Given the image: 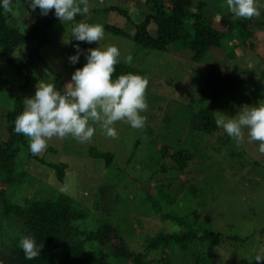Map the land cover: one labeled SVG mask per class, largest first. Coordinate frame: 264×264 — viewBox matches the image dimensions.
Masks as SVG:
<instances>
[{"label": "rangeland", "instance_id": "rangeland-1", "mask_svg": "<svg viewBox=\"0 0 264 264\" xmlns=\"http://www.w3.org/2000/svg\"><path fill=\"white\" fill-rule=\"evenodd\" d=\"M28 1L17 0L14 9L19 16L10 14L9 18V24L22 34L27 30L26 22L31 23L33 16L41 15L39 8L32 11L29 5L25 6ZM203 1L211 7L216 3V0ZM219 1L224 11L221 13L229 12L226 0ZM260 3L264 4V0ZM88 4L89 14L77 16L76 21L114 26L128 32L148 13L144 3L138 0H88ZM112 6L125 10L128 19L116 12H106ZM263 12L261 8L260 15ZM215 16L217 20L220 17ZM250 21L252 25L263 24L262 30L254 29L250 39L253 48L246 51L236 36L229 35L222 41L223 48L210 50L199 65L188 62L189 55L183 51L176 53L173 48L165 54L147 50L105 29L104 38L99 42H82L93 48L117 46L121 53L119 60L123 63L125 57L131 55L132 61L127 65L149 81L148 110L142 113L147 123L137 130L127 123L117 122L115 139L108 138L98 124L93 125L96 132L90 142L54 137L48 141V147L36 155L46 165L30 158L28 151L18 150V170L26 177L21 185L8 192L10 202L23 207L33 199L49 198L57 192L67 195L86 213L81 228L89 231L102 222L117 225L118 236L134 253L144 254L148 240L158 234L182 235L192 228L196 237L185 250L172 246L171 264H199L197 259L204 264H264V261L254 260L264 249V154L258 151V142L248 143L245 138L244 144L237 146L220 127L212 134L192 132L189 128V120L198 110H209L217 120L222 115L235 116L243 105L264 101V17ZM74 23L64 24L55 18L49 31L51 42L40 50L46 65L35 67V79L28 85L26 97L34 96L35 85L41 80L55 84L62 91L75 69L86 63V51L76 64L68 59L76 54V40L71 37ZM148 29L152 33L154 26ZM34 47V43L25 42L15 50L13 57H25ZM210 66L241 75L245 85L239 92L223 94L215 100L200 97L198 93ZM0 74L7 88L0 91V141H6L3 114L12 110L24 79L2 63ZM172 146L193 154L185 173L178 171L170 159L157 154H172ZM89 148L111 154L109 166L93 158ZM47 164L67 166L62 182ZM0 185L4 189L3 184ZM160 188L167 190L173 199L170 207H163V213H175L182 219V225L163 221L150 208L146 197L155 196ZM0 228L15 236L9 244L16 248L18 237L22 235L20 225L5 221ZM204 232L208 236L218 235L217 240L209 237L200 241ZM108 237V247H120L116 236L109 234ZM95 251L106 254L107 250L102 247ZM147 256L151 263L159 259L158 253H147ZM118 264L131 263L120 260Z\"/></svg>", "mask_w": 264, "mask_h": 264}, {"label": "trees", "instance_id": "trees-1", "mask_svg": "<svg viewBox=\"0 0 264 264\" xmlns=\"http://www.w3.org/2000/svg\"><path fill=\"white\" fill-rule=\"evenodd\" d=\"M16 1L12 0L13 7L17 3ZM138 1L144 3L148 13H145L140 21L133 24L132 32L114 26H105V31L114 36L129 39L147 50L165 54H168L169 49L173 48L176 53L183 51L189 55L188 62L195 65L202 63L210 50L223 48L222 41L229 35L236 36L246 51L253 48L250 39L253 37L254 29L263 28V24L258 22L252 25L250 20L236 19L230 12L225 11L222 14L223 10L219 6V0H216L217 4L215 3L213 7L208 6L207 2L203 0ZM29 3L30 1L25 6H28ZM106 12H116L127 18L126 11L117 7H109ZM216 14L220 16L218 20L215 19ZM260 17H264V12ZM9 18L10 14L0 8V63L14 69L16 74L24 79V84L19 88L12 110L3 114L8 137L6 141H0V184L4 186L2 189L0 185V227L5 221L18 224L22 228V235L32 236L37 245H43V248L39 257L34 260H26L23 251L18 246L12 248L9 244L12 243L11 239H14L15 236L12 237L3 228H0V264H118L120 260H129L131 264H171L172 246L177 245L180 249L185 250L196 237L192 228H188L189 230L182 235L158 234L148 240L144 254L134 253L118 236L117 225L102 222L96 229L87 231L85 228H81L86 213L67 195L57 192L49 198L33 199L23 207L10 202L8 192L21 185L24 182L23 177H26L24 172L18 170L16 152L18 150L28 151L30 158L46 165L39 157L31 154L26 138L14 132V121L23 110L27 87L35 79L33 72L35 67L46 65L40 55V50L51 42L49 31L56 17L54 10L50 11L47 16H33L31 23L26 22L27 30L24 34L9 24ZM151 25L154 26L152 33L148 29ZM25 42L34 43L35 47L25 57H13L15 50ZM77 44L81 50L86 51L93 48L80 41H76ZM127 73L138 74L139 72L120 61L116 65L113 78ZM243 84L245 85L241 75L220 71L210 66L198 95L215 100L223 94L239 92ZM6 89L5 80L0 74V91ZM189 128L192 132L203 134H212L219 130L214 115L206 109L198 110L192 115L189 120ZM170 149L172 154L164 152L161 155L156 152L161 158L170 159L178 171L185 173L193 159V154L189 150L176 149L173 146ZM89 154L95 159L103 160L105 166H109L111 163L112 155L107 152H98L95 148H89ZM47 166L54 171L59 182L64 180L67 168L65 164H47ZM169 196L167 190L160 188L155 196H147L146 200L153 212L159 215L163 221L170 220L182 225V219L175 213H163L162 211L164 206L170 207L173 204V199ZM109 234L117 237L120 247H115V249L108 247ZM208 238L214 241L217 240L218 235L208 236L204 232L200 241ZM2 247L8 248L2 249ZM102 247H106V254L95 251V248ZM147 253H158V261L151 263L147 259ZM196 261L199 264H204L200 259Z\"/></svg>", "mask_w": 264, "mask_h": 264}, {"label": "clouds", "instance_id": "clouds-1", "mask_svg": "<svg viewBox=\"0 0 264 264\" xmlns=\"http://www.w3.org/2000/svg\"><path fill=\"white\" fill-rule=\"evenodd\" d=\"M228 11L236 19L251 20L260 16L264 4L260 0H226ZM32 11L37 8L42 16L54 10V15L62 23L75 21L71 37L76 41L99 42L104 38L102 24L76 21L77 16L89 14L88 0H30ZM0 8L5 13L19 16L12 0H0ZM76 54L69 56V62L76 64L81 50L75 45ZM121 53L117 46L95 47L86 50V63L76 68L71 81L58 90L53 83L43 80L35 85V94L23 100V110L16 116L14 132L24 136L32 155L41 154L48 141L55 138L72 137L80 143L90 142L98 124L102 132L115 139L118 135L115 124L124 122L133 129H143L148 110L146 98L149 81L133 73L121 74L113 78ZM131 55L124 59L130 64ZM218 127L230 137L237 146L247 138L248 143L258 142V151L264 154V101L256 105H243L231 118L222 115L216 120ZM18 247L26 260H34L41 255L43 245L38 246L32 236L22 235ZM257 262L264 261V249L254 257Z\"/></svg>", "mask_w": 264, "mask_h": 264}]
</instances>
